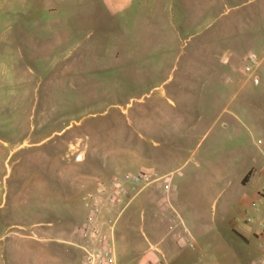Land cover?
Listing matches in <instances>:
<instances>
[{
    "label": "rangeland",
    "instance_id": "1",
    "mask_svg": "<svg viewBox=\"0 0 264 264\" xmlns=\"http://www.w3.org/2000/svg\"><path fill=\"white\" fill-rule=\"evenodd\" d=\"M263 69L264 0H0V264H82L35 223L70 237L88 180L143 167L162 178L114 205L119 264H223L213 234L234 264L245 249L264 264V238L231 227L246 207L264 222V178L250 175L252 156L264 164Z\"/></svg>",
    "mask_w": 264,
    "mask_h": 264
},
{
    "label": "built area",
    "instance_id": "2",
    "mask_svg": "<svg viewBox=\"0 0 264 264\" xmlns=\"http://www.w3.org/2000/svg\"><path fill=\"white\" fill-rule=\"evenodd\" d=\"M249 58L258 65L255 54H250ZM255 69L256 66L250 64L246 66V71L250 75L255 73ZM156 179L154 173L148 170L139 174L128 173L124 176H116L109 182L98 179L96 188L89 190L86 195L88 216L84 224L75 229V232L80 236V241L76 245L83 250L82 264H119L115 238L116 220L109 223L108 233L105 230L106 213L119 203H125V208L137 193ZM140 183L143 184L138 187ZM131 189H137L135 194L131 195ZM168 191L167 187L165 192L168 193ZM127 197H129L128 201H126ZM186 230L188 229L186 228ZM190 244L194 245V242L191 241ZM143 264L158 263L152 259H146Z\"/></svg>",
    "mask_w": 264,
    "mask_h": 264
},
{
    "label": "crops",
    "instance_id": "3",
    "mask_svg": "<svg viewBox=\"0 0 264 264\" xmlns=\"http://www.w3.org/2000/svg\"><path fill=\"white\" fill-rule=\"evenodd\" d=\"M258 66H259V63H258ZM245 70H246V68H245ZM263 73H264V69H263ZM256 79L258 82H261L262 81V74L261 73L257 74ZM170 101L175 103V101L173 99H170ZM259 106L260 107L253 113V125L255 127L256 137L259 138V139L257 138L254 140V148L256 150L264 147V144L261 143L262 141L264 143V92L262 94V98L260 100ZM65 129L66 128H62L59 130L55 129L52 134L46 135L40 141V143L47 141L54 134H55V136H62V133ZM259 140L261 142H259ZM62 143L63 142L61 139L59 140V142H56V145H55L56 148L58 145V148L61 149ZM70 145H71V148L76 152L77 157H79L81 159H85L87 157L86 150L79 149L77 147V145L73 142H70ZM47 169L52 170V168L44 167V172H46ZM143 169L148 170L145 167H143ZM250 169H251L250 175L253 172V176L251 179L254 183H258L260 178H264V164L261 163L260 160L255 155L250 158ZM53 170H54V172H57V168H54ZM148 171H150V170H148ZM150 172H152V171H150ZM120 175H121V173H120L119 169L116 168L113 172L107 174V176H108L107 178H110L112 176L116 177V176H120ZM154 176L157 179L155 181H153L152 183L158 182L162 178V176H159L156 174H154ZM96 185H97V182H95L94 180H88L85 183V187L88 188V190L95 189ZM263 188H264V185H263ZM41 189L42 188L39 187V191ZM130 193L132 194V189L130 190ZM163 199H164V201H161V206L164 209L162 214H164L165 211L167 210V208L171 205L169 200H167L165 198H163ZM49 204L50 203L45 202L44 203L45 208ZM114 207L115 206H113L111 208V210H109L106 213L105 230L108 233H109V223L111 222V213L114 212ZM55 210H56V207H55ZM249 210L250 209L248 207H246L243 211V218L239 219V221H237V222L233 221L232 225H231L232 230H233V234L235 235L236 240L239 242H241L242 239H245V241H249L250 236H253V235H256L259 238H264V222L261 220L260 223L258 224V226L250 225V223L253 222V219H252L251 215H248ZM50 211H52V208H49V209L46 208L45 210H43V215H48ZM33 216L35 217L36 213H33ZM250 218H251V220H250ZM35 224H38L39 226L44 227L43 232L46 233L48 236H50L49 238H51V235H53V234L60 233L58 235H59L60 240H62V241H66V242L73 244L75 246H77L76 243L80 241V236L75 232V229L73 230L72 234H70V237L66 238V236L63 235L65 233V232H62L63 230H57L55 228H52L53 223L51 221H47V222L39 221L38 223H35ZM212 236H213V248L215 250L214 252L217 254L218 258L222 261L223 264H234L235 263L234 255L235 254H233L232 246L229 243H227L226 240L223 239V236L218 235V234H213ZM115 238H116V233H115ZM259 245L261 248H264V244L262 242H260ZM242 256H243L242 257L243 260L250 263V254H249L248 250L245 249L243 251Z\"/></svg>",
    "mask_w": 264,
    "mask_h": 264
}]
</instances>
